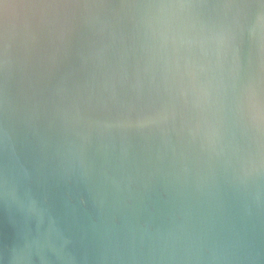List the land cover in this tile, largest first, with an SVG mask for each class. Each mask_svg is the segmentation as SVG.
Wrapping results in <instances>:
<instances>
[{
  "label": "clouds",
  "instance_id": "obj_1",
  "mask_svg": "<svg viewBox=\"0 0 264 264\" xmlns=\"http://www.w3.org/2000/svg\"><path fill=\"white\" fill-rule=\"evenodd\" d=\"M0 0V69L16 28ZM56 7L58 0H21L20 8ZM133 10L141 56L136 90L160 104L135 121L97 120L79 127L80 148L96 141L123 169L136 160L129 137L154 144L155 160L172 161L171 206L159 214L125 219L127 247L103 259L118 264H254L239 237L209 243L223 207L202 163L230 171L234 186L256 188L244 211L264 210V0L241 21L239 0H125ZM245 44L258 51L253 64L242 58ZM117 137L121 143H114ZM107 142V143H106ZM70 147V151H71ZM122 195L120 185H116ZM9 202L26 225L18 243L0 249V264H63L53 241L65 228L56 208L42 196L27 169L0 170V201ZM32 225H35L33 229ZM50 254V255H49ZM259 259V257H257Z\"/></svg>",
  "mask_w": 264,
  "mask_h": 264
},
{
  "label": "water",
  "instance_id": "obj_2",
  "mask_svg": "<svg viewBox=\"0 0 264 264\" xmlns=\"http://www.w3.org/2000/svg\"><path fill=\"white\" fill-rule=\"evenodd\" d=\"M239 2L243 21L257 0ZM20 3H4L17 18L3 51L8 63L0 69V170L27 169L56 208L67 244L52 243L63 264H118L103 256L105 250L111 256L126 249L125 219L132 224L149 210L167 211L174 192L173 163L167 157L157 162L152 142L129 137L136 160L121 169L110 150L96 141L81 150L75 135L97 120L135 121L160 104L155 95L136 90L141 56L133 10L125 0H58L56 7L38 4L27 11ZM242 58L255 65L257 49L245 44ZM114 143L118 147L121 138ZM201 166L223 207L209 243L239 237L254 264H264V210L253 207L251 218L244 211L257 189L238 190L230 171L214 163ZM259 194L264 197V186ZM25 228L9 202L0 201V249L18 243Z\"/></svg>",
  "mask_w": 264,
  "mask_h": 264
}]
</instances>
